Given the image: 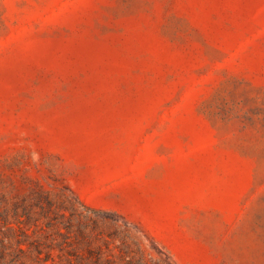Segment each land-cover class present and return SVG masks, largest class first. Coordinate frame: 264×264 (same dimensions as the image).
<instances>
[{
    "label": "rangeland",
    "instance_id": "rangeland-1",
    "mask_svg": "<svg viewBox=\"0 0 264 264\" xmlns=\"http://www.w3.org/2000/svg\"><path fill=\"white\" fill-rule=\"evenodd\" d=\"M0 264H264V0H0Z\"/></svg>",
    "mask_w": 264,
    "mask_h": 264
}]
</instances>
